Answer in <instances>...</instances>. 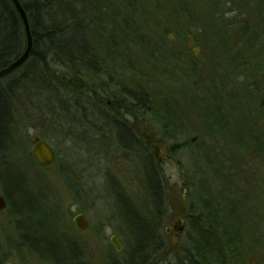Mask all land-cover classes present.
<instances>
[{
    "label": "rangeland",
    "instance_id": "1",
    "mask_svg": "<svg viewBox=\"0 0 264 264\" xmlns=\"http://www.w3.org/2000/svg\"><path fill=\"white\" fill-rule=\"evenodd\" d=\"M118 8L127 18L106 15L82 40L94 48L98 68L115 60L109 71L114 77L99 72L84 80L67 73L58 100L47 85L41 88L39 77L27 79L26 99L18 91L21 85L8 90L18 96L15 127H7L14 142H6L0 155V176H11L22 190L16 201L23 225L11 211L0 212V264H48L42 260L48 255L31 251L21 230L24 237L36 235L31 239L34 247L46 240L51 264H124L128 253L138 248L141 237L133 222L143 225L141 217L155 211L145 186L151 182L146 175L151 163L136 153L139 142L134 151L127 141V149L104 130L108 127L99 132L94 125L99 110L113 114L98 97L109 92L126 103L118 88L122 83L146 96L147 113L138 111L130 118L135 131L143 134L156 181L165 189L166 221L179 210L188 214L195 205L205 220L203 205L210 194L219 197L218 205L240 200L234 185L245 189L241 193L249 205L260 208L255 226L264 247V0H131ZM138 40L158 54L145 57L149 52H142ZM111 42L129 54L106 57ZM125 65L130 67L121 69ZM23 70L1 80L0 90ZM83 82L92 87H81ZM76 102L86 109L78 110ZM72 115L78 121L71 124L66 119ZM36 137L54 150L53 168L35 162L31 150ZM7 161L26 171L5 172L2 165ZM80 215L89 221L86 233L75 226ZM113 236L120 239L121 252L111 244ZM168 254L157 252L152 260L163 264Z\"/></svg>",
    "mask_w": 264,
    "mask_h": 264
},
{
    "label": "trees",
    "instance_id": "2",
    "mask_svg": "<svg viewBox=\"0 0 264 264\" xmlns=\"http://www.w3.org/2000/svg\"><path fill=\"white\" fill-rule=\"evenodd\" d=\"M20 1L28 16L33 37V50L27 62L21 67L24 68L21 76L12 80L6 90H0V155H4L6 142L10 140L7 134V127L9 123L11 124V120L14 119L13 106L16 104L15 98H18L17 92L12 95L8 90L14 86L21 85L18 91H21V96L26 99L29 94L25 89L27 79L39 77L42 80L41 88L44 89L45 85H47L50 93L59 96L55 97L58 100L62 97L60 87L63 85L62 80L66 79L67 73H72L77 79L83 78L84 80L90 74L95 75L99 72L102 77H114L110 76V73L114 68L115 60L111 63L108 60L104 63L102 61L103 66L98 68L95 65L97 59L95 58V60L92 57L94 48L91 50L89 46L83 44L82 40H84L86 33L91 36V33L94 32L92 29L95 24L102 21L104 17L106 18V15L112 14L113 20L127 18V16L123 17L124 12H121L118 7L129 6L131 2V0H73L74 4H72L67 0ZM118 1H121V6L118 5ZM110 39L118 43V39L114 36L110 37ZM116 43L111 42L109 44L108 50L111 52L106 57L111 56L114 58L117 57V54L118 57L129 54L127 51L122 52V50H118ZM139 46L144 48L142 52H149V54L144 55L145 57H151L154 53L158 54L147 42L145 45L141 42ZM26 48L27 36L19 12L12 0H0V70L21 57ZM126 67L129 68L130 66L125 65L121 69H126ZM109 71L111 72L109 73ZM80 86L92 87L90 83L86 84L85 82L81 83ZM123 86L125 85L122 83L118 88ZM89 92V90L86 91L87 95L92 96ZM107 93V97L111 96L109 92ZM125 95L129 99H132V104L144 103L146 105L144 93L128 91ZM61 102L59 101L60 105ZM76 104L75 107L78 110L80 108L86 109L84 105L77 102ZM62 109H64V104H62ZM83 112L85 115L86 112ZM103 115L104 113L102 117ZM104 117L108 119L105 115ZM66 120L71 124L78 121L76 115H72L71 120ZM121 134L131 139L130 141L122 140L120 142L125 148L129 147L126 145L127 141L132 144L135 143L127 130L123 129ZM135 144L132 145V149L137 151ZM136 153H139L142 157H146L149 164L151 163L149 170H147L148 176L151 178V182L149 183H156L155 169L153 171L151 167V153L143 152L141 154L140 151ZM6 183L12 192L18 193L19 191L22 194L19 184L11 176H7ZM133 223L134 229H138L140 232L139 237H141V240L138 242V248H135L136 252L132 256V264H144V256L152 255V251L157 246L158 239L152 228H144V225L137 220Z\"/></svg>",
    "mask_w": 264,
    "mask_h": 264
},
{
    "label": "flooded vegetation",
    "instance_id": "3",
    "mask_svg": "<svg viewBox=\"0 0 264 264\" xmlns=\"http://www.w3.org/2000/svg\"><path fill=\"white\" fill-rule=\"evenodd\" d=\"M194 46L195 44L191 43V47L193 48ZM119 90L123 93L126 103H122L116 95L105 98L104 96L101 98L98 97L97 102H99V104L107 103V105L113 111V114H108L107 112V114L104 113V115L108 117V119H106L104 115L102 117V111L100 112L99 110L96 121L94 119V125L98 127L99 132H101L102 126L105 128L108 127V129L104 130H108L119 143L122 140H131L121 134V131L125 129L130 133V136L133 138L135 143L139 142L138 145H140V153L143 154V152H148V146L143 144L146 143L144 141L145 139L143 134L140 135L135 131V128H133L131 124L132 119L130 118L137 116L136 114L138 111H142L144 114L147 113L146 106L144 103H127L129 98L125 95V93L130 90L126 86L119 88ZM14 122L15 120L12 119L11 124L13 127H15ZM37 139L47 143L50 146L47 141L36 137L32 141L31 152L33 157L34 142ZM10 140L12 141V139ZM12 142H14V140ZM34 159L35 162L39 164L35 157ZM56 159L57 156L55 154V163ZM2 166L3 168L5 167V172H7L8 169H11L10 171L12 172L13 169L23 172L26 171V167L23 166L21 170L17 162L15 164L13 162L8 163L7 161V163L4 162ZM0 177L2 188L0 189V212L3 213L5 211H11L13 214H15V216H11L14 219H17V224L23 225L21 217L18 218L17 216L20 212L18 201H16L17 195L8 187L6 178H3L2 176ZM145 186L147 191L149 190L152 194V199L154 200L153 209L155 211L151 212L153 214L150 213L147 216L141 217V219L144 223V228L153 229L158 242L156 248L152 251V255L144 256V264H156L157 261L155 262L152 259L155 257L157 252L159 253L161 251H167L169 253V256L164 259V262H162L163 264H264V247L261 245V238L263 237L260 235L255 226L257 221L261 220L260 208L254 204L249 205L247 203L248 200L245 199L243 197V193H241V190H245L244 188L239 189L238 187L232 185L234 187L233 191H236V194L239 196L240 200H237L236 202L226 201L225 205H218L217 199H219V197L216 199L213 197V194L207 196L208 202L207 204L203 205L205 213L207 212L208 214L205 217V220L203 219L202 214H199L198 212L199 207L195 205L192 210L188 212V214L186 213L185 209L179 210L175 212L171 220L166 221L165 217L166 215H169V213L168 209H166V206L164 205V187L159 182L146 183ZM245 201L247 205L245 204ZM237 203L240 205H237ZM246 208L251 212L250 216L247 214V211L245 210ZM42 209L43 205L40 203L39 210L42 212ZM83 217L87 221L89 230V221L85 216ZM42 219L48 223L46 218ZM75 220L76 218L74 219L76 226ZM22 225H19V228L22 229ZM165 225L166 233H163L161 229L164 228ZM225 227H227V229H224ZM21 231L20 237L25 239L24 242L29 246L31 251H34L38 255H48V258L42 260L48 264H51L50 257L52 258V256H50L51 253L49 251L51 248L46 245V240L45 244L40 242V246L43 245L44 248H41L40 246L34 247L31 239L32 236L36 235L30 234L24 237V231ZM78 231L81 233L87 232H82L79 229ZM43 236H46L47 240L51 239L48 235ZM115 239L120 245V249H118L117 244L114 243ZM111 244L115 247L116 252L122 251L123 246L117 236H113L111 238ZM135 252L136 250L132 249V252L128 253V259L124 264H132V256ZM6 255L7 254H5V256Z\"/></svg>",
    "mask_w": 264,
    "mask_h": 264
},
{
    "label": "water",
    "instance_id": "4",
    "mask_svg": "<svg viewBox=\"0 0 264 264\" xmlns=\"http://www.w3.org/2000/svg\"><path fill=\"white\" fill-rule=\"evenodd\" d=\"M12 2L14 3L17 11L19 12L21 19L23 21L24 27H25L26 36H27V48L24 54L21 57H19L14 63L10 64L8 67L0 71V79L15 72L24 63H26V61L29 59V56L33 50V37H32V33L30 29L28 16L20 0H12ZM33 154L37 162L43 168L48 169L52 167L55 163V154L52 148L47 143L40 141L39 139H37L34 142ZM76 224H77V228L81 230L82 232H85L88 229L87 221L83 216L76 218ZM114 243L117 244L118 249H120V245L118 244L116 239L114 240Z\"/></svg>",
    "mask_w": 264,
    "mask_h": 264
},
{
    "label": "bare ground",
    "instance_id": "5",
    "mask_svg": "<svg viewBox=\"0 0 264 264\" xmlns=\"http://www.w3.org/2000/svg\"><path fill=\"white\" fill-rule=\"evenodd\" d=\"M7 67H8V66H7ZM3 69H4V68H3ZM3 69H1V70H3ZM1 70H0V71H1ZM3 79H5V77H3L2 79H0V81L3 80Z\"/></svg>",
    "mask_w": 264,
    "mask_h": 264
}]
</instances>
